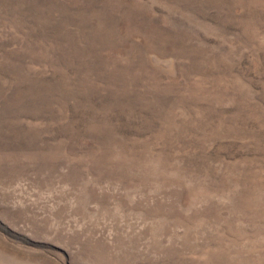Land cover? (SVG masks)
I'll return each instance as SVG.
<instances>
[{"label":"rangeland","instance_id":"374dc122","mask_svg":"<svg viewBox=\"0 0 264 264\" xmlns=\"http://www.w3.org/2000/svg\"><path fill=\"white\" fill-rule=\"evenodd\" d=\"M0 264H264V0H0Z\"/></svg>","mask_w":264,"mask_h":264}]
</instances>
